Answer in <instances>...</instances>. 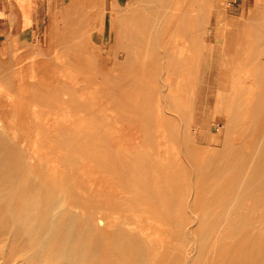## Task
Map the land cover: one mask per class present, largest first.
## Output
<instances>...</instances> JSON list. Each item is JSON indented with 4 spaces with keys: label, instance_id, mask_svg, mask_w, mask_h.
<instances>
[{
    "label": "rangeland",
    "instance_id": "obj_1",
    "mask_svg": "<svg viewBox=\"0 0 264 264\" xmlns=\"http://www.w3.org/2000/svg\"><path fill=\"white\" fill-rule=\"evenodd\" d=\"M144 1L70 0L63 9L50 8L32 38V4L9 0L22 23L0 50V264H75L61 256L47 260L48 240L23 250L16 242L34 224L35 209L59 203L65 215L56 223L73 227L58 235L59 242L127 246L140 264L148 261L147 245L156 259L150 264H264V129L257 135L252 121L234 114L241 100L260 99L239 91L255 81L242 53H254L253 66L261 60L264 0H208L215 7L207 8V0ZM193 2L198 7L186 20L204 15L215 22L197 45L189 32L171 35L180 8ZM235 22L242 26L230 50ZM83 32L92 34L65 47L64 38ZM138 47L168 52L143 57ZM232 51L239 53L231 57ZM208 60L216 76L210 73L202 89H192L189 81L206 80ZM256 74L264 79V68ZM167 81L171 86L163 88ZM184 104L189 110H179ZM196 151L213 152V170ZM86 261L109 264L98 254Z\"/></svg>",
    "mask_w": 264,
    "mask_h": 264
},
{
    "label": "bare ground",
    "instance_id": "obj_2",
    "mask_svg": "<svg viewBox=\"0 0 264 264\" xmlns=\"http://www.w3.org/2000/svg\"><path fill=\"white\" fill-rule=\"evenodd\" d=\"M208 0H207V4L205 5L206 6V8L209 6V5H211V4H213V6L215 7V5H214V3L211 1V2H209V4H208ZM222 2V1H221ZM198 6H197V3L196 2H193V3H189V4H185V6H183V7H181L180 8V10H179V17L178 16H176L175 17V19H174V22L177 24V26H175V28H174V30L175 31H173L172 33H171V35H173V34H178V35H180V34H182L183 32H189V34H191V36L193 35V37H192V42H191V44L193 43H195V45H197L198 43H199V40H200V38H199V36L198 35H200V37H202L203 35H205V38H203L204 40H203V42H205L206 40H207V34L209 33L208 32V30H207V28L208 27H210V25L211 26H213L214 27V24H215V22H214V20L213 19H211L210 17H208V16H199L200 18H199V20L197 21V20H194V19H187L186 20V18H187V16L191 13H193L194 12V10L197 8ZM203 7V5H201V8ZM260 8V7H259ZM264 8V7H263ZM259 11V10H258ZM257 11V12H258ZM209 13V12H208ZM168 14V13H167ZM205 14V13H204ZM208 15V14H207ZM198 17V16H197ZM251 17V16H250ZM256 18H257V15H256ZM120 21V20H119ZM155 21H156V19H155ZM132 22V21H131ZM119 23V22H118ZM158 24H159V22H158ZM160 24H161V22H160ZM104 25H106V24H104ZM152 25V24H151ZM103 26V25H102ZM126 26H128V25H126ZM242 26V23H240V22H235V30H234V32H232V34L230 35L229 34V42H227V47H228V49H230V50H234V43H235V41H236V39H237V37H238V40H239V30H240V27ZM134 27V26H133ZM160 28V27H159ZM159 28H158V30H159ZM204 28L207 30V32L204 30ZM102 29V28H101ZM209 29V28H208ZM77 30V29H76ZM125 30V29H124ZM126 31V30H125ZM216 31H217V37H219V28H216ZM128 32H130V30L128 29ZM134 32V31H133ZM210 34V33H209ZM234 34H236V35H234ZM160 35V34H159ZM210 37V36H209ZM208 37V38H209ZM173 38V37H172ZM220 38V37H219ZM225 39V38H224ZM243 40V39H242ZM145 41V40H144ZM202 41V40H201ZM209 41V40H208ZM211 41V40H210ZM214 41V40H213ZM213 41H211V42H213ZM167 42V41H166ZM225 42V41H224ZM178 43V42H177ZM230 43V44H229ZM180 44V43H179ZM209 44H211L210 42H209ZM224 44V43H223ZM97 45H99V44H97ZM132 45V44H131ZM127 46H130V43H129V45H127ZM171 46V45H170ZM224 46V45H223ZM241 46V45H240ZM202 47V46H201ZM239 47V46H238ZM82 48V47H81ZM129 48V47H128ZM142 48H144V47H138V49L140 50L141 49V52H140V56H143V57H150L151 55L153 56V55H156L157 53L159 54V55H165L168 51H167V49H165V47L163 48V49H161L160 50V52L158 51H156V50H153V49H148L147 51H145L146 49L144 48V49H142ZM158 48H160V47H158ZM217 48V47H216ZM224 48V47H223ZM241 47H239V49H240ZM228 49H227V51H228ZM238 49V48H237ZM239 49H238V51H239ZM82 51H83V49H81ZM135 50V49H134ZM216 50V49H215ZM80 51V50H79ZM133 51V50H132ZM164 51V52H163ZM237 51V52H238ZM81 52V51H80ZM136 52V51H135ZM206 52V51H205ZM216 52V51H215ZM220 52V51H219ZM237 52H233L232 51V53H231V57H233L234 56V53H237ZM239 52H241V51H239ZM238 52V53H239ZM251 51H250V49H248V51L245 53V54H243L242 53V55H244V57L246 58L245 60L247 61V64L246 65H249V66H251V69H250V73L248 74V76L249 77H254L255 78V81L252 83V84H250V86L246 89V87H242V91H241V94H240V91H239V95L241 96V97H244V96H246L247 95V93H248V96L249 95H252L253 97H261V100L260 99H254V101H252L253 102V104H250L249 102L247 103L246 101L244 102L243 100H241V102H240V104H242L243 102V105H240L239 104V107H241L240 108V110L239 111H237V112H235L234 114H235V119H240V118H245V119H248V121H252L251 123H250V127H252L251 129H250V131L251 132H253V133H255V134H257V135H261V133H262V130L264 129V79L262 78V77H260L259 75H257L256 73L257 72H259V68H264V48L260 51V56H261V60H260V63H259V65L258 66H253L250 62H252V59L250 58V57H252V55H254V53H250ZM263 52V54H261ZM255 53H259V51H257V52H255ZM119 54V53H118ZM136 54V53H135ZM80 55H82V54H80ZM125 55V54H124ZM214 55H216V54H214ZM213 55V56H214ZM127 56V55H126ZM133 56H134V52H133ZM203 56V55H202ZM218 56V55H217ZM235 56H236V54H235ZM239 56V55H238ZM124 57V56H123ZM230 57V60H231V62L230 63H233V60H232V58ZM237 57V56H236ZM128 58V57H127ZM135 58V57H134ZM217 58V57H216ZM249 58V59H248ZM201 59V58H200ZM223 59V58H222ZM122 60V59H121ZM214 60V59H213ZM212 60V63L214 64V62H215V60L213 61ZM83 61V60H82ZM123 61V60H122ZM223 61V60H222ZM234 61H235V59H234ZM250 61V62H249ZM256 61V60H255ZM126 62V61H125ZM166 62V61H165ZM220 62H221V59H220ZM237 62V61H236ZM123 64V63H122ZM203 64H204V62H203ZM228 64V63H227ZM234 64H235V62H234ZM98 65V64H97ZM117 65V64H116ZM156 65V64H155ZM221 65V64H220ZM219 65V66H220ZM115 66V65H114ZM128 66V65H127ZM131 66V65H130ZM173 66V65H172ZM171 66V67H172ZM112 67V66H111ZM142 67V66H141ZM213 67H214V65H211L210 66V63H209V60L208 61H205V71H204V76H206V80L204 81L203 79H200L199 81H200V83H199V81H197V80H193V81H189L190 82V84H191V86H192V89H194L195 88V86L197 87V90L199 89H202L203 87H204V84H206L208 81V75L211 73V74H213V75H215V70L213 69ZM229 67H230V65H229ZM115 68V67H114ZM113 68V69H114ZM164 68H166V67H164ZM176 68H177V66H176ZM180 68L181 67H179V68H177V69H179L180 70ZM200 68V67H199ZM257 69V72H254L253 70H256ZM44 69V68H43ZM112 69V68H111ZM128 69H129V67H128ZM127 69V70H128ZM202 69V68H201ZM200 69V71H203V70H201ZM212 69V70H211ZM220 69V68H219ZM228 69V68H227ZM109 70V69H108ZM120 70H121V68H120ZM211 70V71H210ZM229 70V69H228ZM110 71V70H109ZM166 72H167V70H165ZM107 72V71H106ZM128 72V71H127ZM130 72V71H129ZM121 73H122V71H121ZM180 73V72H179ZM185 73V72H184ZM198 73H201V72H198ZM130 74V73H129ZM164 74V73H163ZM183 74V73H182ZM202 74V73H201ZM229 74V73H228ZM114 75H115V79H116V76H117V70H115L114 71ZM123 75V74H122ZM163 76V75H162ZM201 76V75H200ZM204 76H203V78H204ZM216 76V75H215ZM126 77H128V76H126ZM132 77V76H131ZM134 77V76H133ZM191 77V76H190ZM198 77V76H197ZM211 77H212V75H211ZM219 77V76H218ZM228 77V76H227ZM179 78V77H178ZM194 78V77H193ZM132 79V78H131ZM161 79V78H160ZM197 79V78H196ZM135 80V79H134ZM221 80V79H220ZM211 82H212V80H211ZM220 82V81H219ZM137 83V82H136ZM160 83H162V80H161V82ZM130 84H133V83H130ZM171 84V81H167V82H165V83H163L162 84V87L163 88H168L169 86H171L170 85ZM209 84H211V83H209ZM132 86V85H131ZM178 86H180V85H175L173 88H178ZM218 87V86H217ZM208 88V87H207ZM211 88V87H210ZM153 89V88H152ZM213 90V89H212ZM246 90V91H245ZM163 91V90H162ZM207 91H208V89H207ZM206 91V92H207ZM172 92V91H171ZM190 92V91H189ZM65 93V92H64ZM179 93V92H178ZM171 94V93H170ZM174 94V93H173ZM207 94V93H206ZM81 95V94H80ZM80 95H78V96H80ZM162 96V95H161ZM173 96V95H172ZM179 96V95H178ZM209 97H210V95H209ZM216 97V96H215ZM70 98V97H69ZM163 99V98H162ZM165 99V98H164ZM163 99V100H164ZM190 100V99H189ZM207 100V99H206ZM208 101V100H207ZM215 101V100H214ZM166 102V101H165ZM186 102V101H185ZM211 102V101H210ZM232 103H233V101H232ZM166 104H167V102H166ZM186 104V103H185ZM185 104H184V107L183 106H180L179 107V110H182V109H185V111H187V109L189 110V106H185ZM234 104V103H233ZM211 105V104H210ZM101 106H104V105H101ZM190 106H191V103H190ZM200 107H201V105H200ZM199 107V108H200ZM102 108V107H101ZM167 109V108H166ZM102 110H105V108L103 107L102 108ZM193 110V109H192ZM202 110V109H201ZM166 111V110H165ZM192 112V111H191ZM199 112V111H198ZM233 113V112H232ZM201 114V113H200ZM199 116V115H198ZM202 118V117H201ZM203 120V119H202ZM198 124V123H197ZM201 124V123H200ZM217 124H218V122H217ZM149 125V124H148ZM187 125H189V124H187ZM222 125V124H221ZM193 126H194V124H193ZM219 126V125H218ZM109 127V126H108ZM181 127H183V126H181ZM197 127H199V126H197ZM221 127V126H220ZM225 128V127H224ZM182 129V128H181ZM198 130H199V128H198ZM64 131V130H63ZM62 131V132H63ZM185 131V130H184ZM184 131H183V129H182V132L184 133ZM194 131H195V129H194ZM187 132V131H186ZM182 133V134H183ZM221 133V132H220ZM181 134V135H182ZM218 134V133H217ZM68 135V134H67ZM192 135V134H191ZM209 135V134H208ZM80 136V135H79ZM181 137V136H180ZM187 137V136H186ZM236 137H238V136H236ZM66 139L65 140H69V139H67V137H65ZM191 138V137H190ZM187 139H188V137H187ZM214 140H215V138H214ZM218 140V139H217ZM219 140H220V138H219ZM239 140H240V138H239ZM188 141V140H187ZM241 141V140H240ZM60 143L59 144H61V141H59ZM75 142V141H74ZM215 142H217L216 140H215ZM236 142H237V140H234L232 143H231V147L233 146V145H236ZM260 142H262V141H260ZM64 142L62 141V145L64 146L65 144H63ZM68 143H71V142H68ZM190 143V142H189ZM213 144V143H212ZM216 144V143H215ZM259 144H261V143H259ZM202 145H204V144H202ZM206 145V144H205ZM68 146H70V144H68ZM189 146H190V144L188 145V149H189ZM213 146H216V145H213ZM220 146V145H219ZM260 146V145H259ZM72 147V146H71ZM115 147V146H114ZM155 147V146H154ZM163 147V146H162ZM197 147V146H196ZM199 147H201V146H198L197 148H199ZM195 148V147H194ZM193 148V149H194ZM187 149V150H188ZM192 149V150H193ZM183 150V149H182ZM181 150V151H182ZM215 150V149H214ZM240 150V149H239ZM192 152V151H191ZM182 153V152H181ZM188 153V152H187ZM190 153V152H189ZM188 153V154H189ZM224 153H226V152H224ZM191 154V153H190ZM164 155V154H163ZM208 155H211L210 157L208 156ZM196 156H197V159L199 160V161H203V160H205V159H207V164H208V167L211 169V170H213L214 169V166H215V161H214V159H213V152L212 153H206V156H205V154L203 153V152H201V151H196ZM235 154H233L232 156H231V158H230V160L232 159V158H234L235 159ZM186 159V158H185ZM81 161V160H80ZM187 161V160H186ZM228 162H230V161H228ZM201 164H203V162L201 163ZM251 166V165H250ZM74 167V166H73ZM217 171V170H216ZM34 172V171H33ZM218 172V171H217ZM56 174V173H55ZM12 175V174H11ZM217 175V174H216ZM213 176H215L214 175V173H213ZM31 177V176H30ZM230 177V176H229ZM193 178V177H192ZM196 178V177H195ZM261 178V177H260ZM30 179V178H29ZM46 179V178H45ZM214 179H216V178H214ZM263 179V178H262ZM261 179V180H262ZM264 180V179H263ZM32 181H34L35 182V180H32L31 179V182ZM47 181V180H46ZM212 181V180H211ZM213 181H216V180H213ZM237 181V180H236ZM27 182V181H26ZM33 182V183H34ZM37 182V181H36ZM218 182V181H217ZM246 182V181H245ZM245 182H242L243 184L245 183ZM1 183V182H0ZM192 184H193V182H191ZM194 183H195V181H194ZM262 183V182H261ZM26 184V183H25ZM36 184H38L39 185V183H36ZM41 184V183H40ZM243 184H242V186H243ZM43 185V184H42ZM194 185V184H193ZM259 185V184H258ZM213 186V185H212ZM224 186V185H223ZM241 186V187H242ZM28 188H30L29 187V184H28V186H27ZM32 187V186H31ZM47 187V186H46ZM90 187V186H89ZM210 188V186H207L206 187V189L207 188ZM214 187V186H213ZM227 187V186H226ZM33 188V187H32ZM48 188V187H47ZM41 188H38V190H40ZM48 189H50V188H48ZM224 189H227V188H224ZM229 189V188H228ZM227 189V190H228ZM235 189H237V188H235ZM1 190V189H0ZM34 190V189H33ZM32 190V191H33ZM35 191V190H34ZM33 191V192H34ZM44 191V190H43ZM43 191L41 192V193H43ZM192 191H194V190H192ZM200 191H202V190H200ZM206 192H208V191H206ZM20 193V192H19ZM45 193H46V191H45ZM259 193V192H258ZM18 194V193H17ZM20 195V194H19ZM18 195V196H19ZM43 195V194H42ZM47 196V194H44V196ZM192 195H194V194H192ZM18 196L17 197H15L16 198V200H17V198H18ZM49 196H50V194H49ZM221 196V195H220ZM21 197V196H20ZM192 197V196H191ZM196 197V196H195ZM244 197V196H243ZM193 198V197H192ZM18 199H20V198H18ZM22 199V198H21ZM226 199V198H225ZM194 200L195 199H193V202H194ZM215 200H217V199H215ZM214 199H213V201H215ZM239 200H240V198H239ZM20 200H18V202H19ZM190 201V200H189ZM210 200H208V201H206V202H209ZM233 201H235V200H233ZM0 202H1V200H0ZM8 202V201H7ZM7 202H4L5 203V205H6V203ZM17 202V201H16ZM17 202V203H18ZM123 202V201H122ZM190 202H192V201H190ZM13 203V202H12ZM20 203V202H19ZM27 203V202H26ZM174 203V202H173ZM216 203H218V201L216 202ZM10 204V203H9ZM9 204H8V206H9ZM15 204V203H14ZM189 204V203H188ZM213 204V203H212ZM222 204V203H221ZM85 205H86V203H85ZM191 205V204H190ZM189 205V206H190ZM226 205V204H225ZM224 205V206H225ZM3 206V205H2ZM209 206H211V205H209ZM255 206V205H254ZM63 207V204H61V203H59V204H56V205H54V204H52V205H47L45 208H43V209H35V217H36V220L34 221V224L33 225H31V229L28 231V233H23L21 236H20V238H18L17 237V239H16V242L20 245V246H22L23 248H22V250L23 249H25L26 247H31V246H34V245H41V244H43V241H45V240H48L49 241V244L52 246V250H51V253H49V255H48V259L47 260H50V259H54V258H57V257H64V258H68V259H70V260H72V262L73 263H75V264H80V262H82V264H89L87 261H86V259L87 258H90V257H92V256H94V255H96V254H98V255H100L102 258H103V261H104V263H109V264H118V263H120V262H123V261H130L131 262V264L132 263H134V264H140V262H139V259L137 258V256H136V253L134 252V250H129V251H126L129 247H127V246H123V245H119V244H113V246H111L112 248H113V250H111V247H106L104 244H102V245H99L97 248H94V249H85V248H83L84 246H82L83 244L81 243V242H77V241H73V242H67V241H64V242H59L58 241V235L60 234V233H62V232H64V231H70L71 229H73V227H60V223L58 222V223H56V220H55V218H57V216L59 215V216H61V217H63L65 214H62L61 213V210L64 208H62ZM212 207V206H211ZM223 207V206H222ZM221 207V208H222ZM12 208V207H11ZM188 208V207H187ZM28 209V208H27ZM29 210V209H28ZM215 210V209H214ZM218 210V209H217ZM78 211V210H77ZM212 212H213V210H212ZM230 212V211H229ZM0 214H5V211H3L2 212V210L0 209ZM11 214H13L12 212H11ZM28 215V214H27ZM227 217H228V215H226ZM1 217V216H0ZM216 218V217H215ZM6 219V218H5ZM48 219H50V220H48ZM221 219H223L222 217H221ZM220 219V220H221ZM196 220V219H195ZM99 221H101V220H99ZM102 222V221H101ZM193 222V221H192ZM195 222H197V221H195ZM3 223H5V222H3ZM7 223V222H6ZM9 223H13V221L11 220V219H9ZM216 223V222H215ZM101 224V223H100ZM102 224H103V222H102ZM5 225V224H4ZM19 225V224H18ZM216 225V224H215ZM194 226V225H193ZM192 228V227H191ZM210 228V227H209ZM208 228V230H211V229H209ZM190 229V228H189ZM188 229V230H189ZM213 229V228H212ZM207 229L205 230V231H208ZM214 230H215V228H214ZM192 231V230H191ZM188 233L190 232V231H187ZM187 233V234H188ZM212 233V232H211ZM211 233H208V236L211 234ZM2 234V233H1ZM191 234V233H190ZM189 236V235H188ZM213 236V235H212ZM193 237V236H192ZM140 240V239H139ZM193 240V239H192ZM241 240V239H240ZM47 241V242H48ZM179 241V240H178ZM181 242H183V241H181ZM201 242H202V240H201ZM82 245H81V244ZM179 243H180V241H179ZM133 245L132 246H134L135 244L134 243H132ZM144 244V243H143ZM182 244V243H181ZM183 244H185V243H183ZM196 244V243H195ZM200 244V243H199ZM198 244V245H199ZM228 244V243H227ZM240 244V243H239ZM49 245V246H50ZM193 245V244H192ZM214 245V244H213ZM222 245V244H221ZM221 245L219 246V247H221ZM48 246V247H49ZM189 246V245H188ZM202 246H203V243H202ZM135 247V246H134ZM107 248H109V250L107 249ZM194 248V247H193ZM192 248V249H193ZM196 249H197V247H195ZM222 248H223V245H222ZM221 248V249H222ZM226 248H227V246H226ZM134 249V248H133ZM207 249H208V247H207ZM38 250V249H37ZM48 250V249H47ZM145 250V253L147 254V256H145L146 254H144V256L146 257V259L148 260L147 262H145V264H150V262H156V259H155V257L153 256V253H152V250H151V248L147 245V247H146V249H144ZM188 250V249H187ZM190 250V249H189ZM206 250V249H205ZM142 251H143V249H142ZM171 251V250H170ZM197 251V250H196ZM172 252V251H171ZM198 252V251H197ZM203 253H205V251L203 252ZM219 253V252H218ZM190 254V253H189ZM192 254H193V252L191 253V256H192ZM198 254V253H197ZM39 255V254H38ZM141 255H143V254H141ZM166 255V254H165ZM164 255V256H165ZM195 255H196V253H195ZM194 255V256H195ZM210 255V254H209ZM224 255V254H223ZM26 256V255H25ZM144 256H142L143 258H144ZM175 256V255H174ZM179 256V255H178ZM188 256V255H187ZM197 256V255H196ZM168 257V256H167ZM183 257V256H182ZM162 259H160V260H158L157 259V262L159 263H161L162 261H163V257H161ZM169 258H170V256H169ZM191 258V257H190ZM189 258V259H190ZM208 258H210V257H207V260H208ZM211 258H213V257H211ZM172 259H174V258H172ZM214 259V258H213ZM2 260V259H1ZM44 260V259H43ZM143 260V259H142ZM187 260V259H186ZM206 260V261H207ZM197 261V260H196ZM202 261V260H201ZM1 263V262H0ZM68 263V262H67ZM142 264H143V262H141ZM172 263V262H171ZM197 263V262H196ZM206 263H208V262H206Z\"/></svg>",
    "mask_w": 264,
    "mask_h": 264
},
{
    "label": "crops",
    "instance_id": "obj_3",
    "mask_svg": "<svg viewBox=\"0 0 264 264\" xmlns=\"http://www.w3.org/2000/svg\"><path fill=\"white\" fill-rule=\"evenodd\" d=\"M26 1L27 2L29 1L32 4L31 6L33 8L32 13H31V22H32L31 32L33 33V36H32L33 38L39 35L41 26L46 23L47 17L50 16L51 14L50 8H53L52 9V13H53L54 9L56 10V8L63 9L64 7L68 6L70 0H26ZM115 1L120 3V1H123V0H115ZM149 2L150 0L146 2L144 1L143 5L149 4ZM112 8L113 9L111 11H114V9H118L115 6H113ZM231 11L232 10H230V12ZM101 14L102 15L100 17V23H102V20L106 18L105 16L106 14L104 15V11H102ZM21 23L22 21H21V16H20L19 11L17 9L10 10L9 0H0V50L2 49L4 50L6 44L8 43L7 41L9 40V38L11 37L14 31L15 26ZM89 33L90 32H85V33L83 32V34L74 35L71 37L72 40L71 38H64V40L69 41V43L65 44L66 45L65 47L69 49L71 46H74V44L71 41L75 39L84 40L86 38V34H89ZM53 34H54V31H53ZM53 54H54V51L52 49L50 51L49 57L53 56ZM63 54L69 55L71 53L66 51V52H63Z\"/></svg>",
    "mask_w": 264,
    "mask_h": 264
}]
</instances>
